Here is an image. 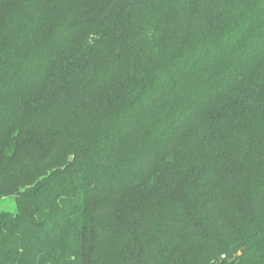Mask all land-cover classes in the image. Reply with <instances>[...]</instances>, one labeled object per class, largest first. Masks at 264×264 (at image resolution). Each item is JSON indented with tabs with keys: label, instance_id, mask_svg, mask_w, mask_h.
Wrapping results in <instances>:
<instances>
[{
	"label": "trees",
	"instance_id": "16d2710c",
	"mask_svg": "<svg viewBox=\"0 0 264 264\" xmlns=\"http://www.w3.org/2000/svg\"><path fill=\"white\" fill-rule=\"evenodd\" d=\"M0 264H264V0H0Z\"/></svg>",
	"mask_w": 264,
	"mask_h": 264
},
{
	"label": "rangeland",
	"instance_id": "374dc122",
	"mask_svg": "<svg viewBox=\"0 0 264 264\" xmlns=\"http://www.w3.org/2000/svg\"><path fill=\"white\" fill-rule=\"evenodd\" d=\"M8 208L9 210L15 211L16 210V202L13 198H9L0 205V209Z\"/></svg>",
	"mask_w": 264,
	"mask_h": 264
}]
</instances>
